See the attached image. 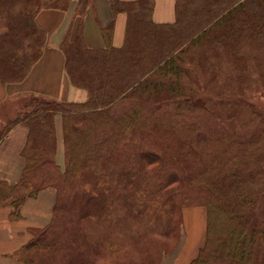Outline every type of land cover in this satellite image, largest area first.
Wrapping results in <instances>:
<instances>
[{
    "label": "trees",
    "instance_id": "1",
    "mask_svg": "<svg viewBox=\"0 0 264 264\" xmlns=\"http://www.w3.org/2000/svg\"><path fill=\"white\" fill-rule=\"evenodd\" d=\"M32 1L0 0V10L7 13L14 4H24L8 17L0 35L2 83L22 81L44 47V39L36 38L44 31L27 10ZM195 1L176 0L173 24L153 22L154 0L114 4V15L127 16L124 41L121 47L112 46L110 25L102 29L106 47L100 50L89 49L83 39L90 0L77 1L74 35L68 33L61 48L68 78L88 92L87 101L32 97L0 134L17 124L28 129L21 178L15 186L0 188V202L11 200L18 207L46 187L56 190L54 218L47 230L14 253L19 264H68L77 257L80 264H158L166 252L165 239L178 233L181 210L195 205L205 206L208 220L205 244L190 264H264V210L257 213L260 193L249 186L254 173L236 169L212 175L191 140L155 110L143 115L138 108L141 102L160 105L184 96L181 75L188 72L187 52L246 35L264 38V0ZM70 2L55 1L57 5L44 9L65 10ZM126 100L132 110L116 115L115 107ZM57 114L64 171L55 164ZM95 201L98 211H89L87 203ZM128 208L136 217L128 216ZM101 209L134 221L137 230L120 229L122 223L100 215ZM86 240L92 244L91 255Z\"/></svg>",
    "mask_w": 264,
    "mask_h": 264
},
{
    "label": "rangeland",
    "instance_id": "2",
    "mask_svg": "<svg viewBox=\"0 0 264 264\" xmlns=\"http://www.w3.org/2000/svg\"><path fill=\"white\" fill-rule=\"evenodd\" d=\"M55 1L60 4L61 0H33V8L27 9L31 13L30 17L33 18V21L36 23L38 13L45 7L57 5ZM76 1L78 0H71L65 10ZM223 1L229 2L227 4L236 2V0ZM202 2L203 0L195 1L197 5ZM77 4L78 2H76V6ZM23 8L24 4H14L8 11L9 13L3 9L0 10V35L5 33L6 25L10 22L8 17H13ZM74 12H76V8ZM39 34L36 38L44 39L45 45L46 32ZM186 59L185 68L188 72L181 75L184 96L172 101L164 100L160 105L141 102L138 108H141L143 115L155 110L156 116L163 117L165 124H170L191 140L193 147L211 166L209 168L211 171L213 170L212 175L216 176L217 173L222 174L236 169H244L243 171L248 174L254 173V177L249 179V186L253 191L260 193L256 201L257 213L260 214L264 210V38L255 40V38H248L246 35L241 38L236 37L227 45L207 44L196 52H187ZM84 91L86 99L77 104L87 101L88 92L85 89ZM191 100L194 101L193 105L190 103ZM157 107L159 109H156ZM130 110H132V102L126 100L119 103L114 112L121 116L125 111ZM8 116L10 115H7V122L16 115ZM61 123V114H57L54 117L55 164L61 171H64L65 156ZM159 124L164 127L161 123ZM209 177H211V173ZM56 201L55 193L50 218L42 226L29 227V241L34 240L39 233L48 229L54 218ZM98 204H100L99 201L87 203L88 210L97 209L98 211ZM103 209L99 211L100 215ZM126 210L129 212V217L135 216L129 208ZM103 215L113 217L114 221H120L123 225L120 229L124 228L127 232L131 229L137 230V223L129 221L128 218L118 219L116 217V219L115 216L107 215L105 211L102 212ZM196 216H201L203 219L202 228L204 230H202L204 233L202 241L196 245L195 253L189 257L188 264L197 257L206 241L208 220L207 209L201 205L188 206L181 210L178 233L174 238L165 239L166 252L158 264H171L172 261H180L182 255L185 254L187 245H190L191 238H193ZM188 236L189 241L187 242ZM87 241L85 246L91 255L90 250L93 247ZM80 260L82 258L78 259L77 257L68 264H80Z\"/></svg>",
    "mask_w": 264,
    "mask_h": 264
},
{
    "label": "crops",
    "instance_id": "3",
    "mask_svg": "<svg viewBox=\"0 0 264 264\" xmlns=\"http://www.w3.org/2000/svg\"><path fill=\"white\" fill-rule=\"evenodd\" d=\"M133 1L135 0H90L83 18V39L86 47L92 50L104 49L106 42L102 29L110 25V42L112 46L120 47L124 41L127 16L125 13L114 15L112 7L118 2ZM76 2L67 10L43 9L38 13L36 25L46 32V44L22 81H0V134L20 115L24 104L32 97L58 103H79L86 99V92L73 86L68 78L65 55L61 48L68 33L74 35L77 26L74 12ZM175 3L176 0H154L153 22L172 24L175 21ZM7 115L16 116L7 122ZM27 135V127L17 124L0 138V188L4 190L15 186L21 178L24 167L21 153ZM55 193L56 190L52 187L42 189L18 207L12 206L11 200L0 202V264H19L14 253L28 243L30 226H42L50 218ZM47 196L50 198L49 205L44 213L40 214V204ZM188 247L189 245L185 254L180 256V261H172L171 264H188L189 257L196 250L195 248L191 253Z\"/></svg>",
    "mask_w": 264,
    "mask_h": 264
},
{
    "label": "bare ground",
    "instance_id": "4",
    "mask_svg": "<svg viewBox=\"0 0 264 264\" xmlns=\"http://www.w3.org/2000/svg\"><path fill=\"white\" fill-rule=\"evenodd\" d=\"M49 195V194H48ZM49 202H50V198L49 196H47V198L41 202L40 204V207H39V213L40 214H43L44 211L46 210V208L48 207L49 205ZM39 214V215H40ZM202 217L201 216H196V223H195V228H194V232H193V238H191V241H190V245H189V252H193L196 248V245L198 243H200V241H202L201 239H203V233H204V229L202 228ZM193 226V227H194ZM203 229V230H202ZM200 239V240H199Z\"/></svg>",
    "mask_w": 264,
    "mask_h": 264
}]
</instances>
